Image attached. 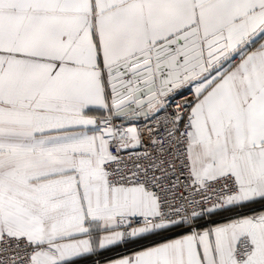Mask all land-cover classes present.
Here are the masks:
<instances>
[{
  "label": "snow or ice",
  "instance_id": "obj_1",
  "mask_svg": "<svg viewBox=\"0 0 264 264\" xmlns=\"http://www.w3.org/2000/svg\"><path fill=\"white\" fill-rule=\"evenodd\" d=\"M0 264H264V0H0Z\"/></svg>",
  "mask_w": 264,
  "mask_h": 264
}]
</instances>
